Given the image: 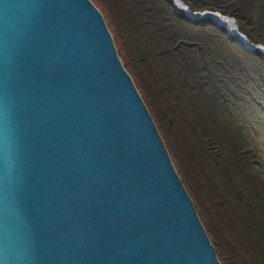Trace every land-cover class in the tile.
<instances>
[{
    "label": "water",
    "instance_id": "water-1",
    "mask_svg": "<svg viewBox=\"0 0 264 264\" xmlns=\"http://www.w3.org/2000/svg\"><path fill=\"white\" fill-rule=\"evenodd\" d=\"M0 264H221L91 0H0Z\"/></svg>",
    "mask_w": 264,
    "mask_h": 264
},
{
    "label": "trees",
    "instance_id": "trees-1",
    "mask_svg": "<svg viewBox=\"0 0 264 264\" xmlns=\"http://www.w3.org/2000/svg\"><path fill=\"white\" fill-rule=\"evenodd\" d=\"M91 1L206 221L218 258L264 264V165L239 119L247 103L262 108L254 97L264 96V53L245 51L211 19L191 21L173 0ZM183 2L191 13L233 18L251 44L264 46V0Z\"/></svg>",
    "mask_w": 264,
    "mask_h": 264
},
{
    "label": "rangeland",
    "instance_id": "rangeland-1",
    "mask_svg": "<svg viewBox=\"0 0 264 264\" xmlns=\"http://www.w3.org/2000/svg\"><path fill=\"white\" fill-rule=\"evenodd\" d=\"M174 3L176 4V1L173 0ZM182 3L185 5V7L189 10V7L183 2L182 0ZM95 5V4H94ZM96 6V5H95ZM177 6V4H176ZM178 7V6H177ZM180 8V7H179ZM206 12H209V11H206ZM197 13H205V12H197ZM215 13V12H214ZM217 14H220V13H217ZM222 15V14H221ZM224 16V15H223ZM227 17V16H226ZM230 18V17H228ZM233 22H234V25H237L236 21L233 19V18H230ZM238 26V25H237ZM238 30H239V26H238ZM240 31V30H239ZM112 33V32H111ZM250 42V41H249ZM251 44V42H250ZM253 45V44H252ZM255 46V45H254ZM261 47H264V46H261ZM246 51V49H244ZM248 52V51H247ZM251 53V52H249ZM263 62H264V59H263ZM124 65V64H123ZM126 69V68H125ZM127 70V69H126ZM129 73V72H128ZM130 74V73H129ZM136 85V84H135ZM263 86V85H262ZM138 89V88H137ZM139 91V90H138ZM261 92V91H260ZM141 95V94H140ZM256 99H260V101L258 103H261L262 105V108H258L256 105L254 104H248L245 105L244 107V110L240 113L239 115V119H240V125L243 126L242 129L244 130L245 134L248 136V138L251 140L252 143H254L258 149L256 150V148L254 146H251L253 149H254V154L258 155L259 159H260V163L264 165V96H260L258 94V96L254 97ZM144 100V99H143ZM253 99H251V102ZM148 107V106H147ZM154 120V119H153ZM155 122V121H154ZM156 124V122H155ZM157 126V125H156ZM158 128V127H157ZM159 130V129H158ZM160 132V131H159ZM161 134V132H160ZM162 136V134H161ZM163 138V137H162ZM164 140V139H163ZM165 142V141H164ZM168 150V148H167ZM169 152V151H168ZM170 154V153H169ZM256 155V157H257ZM171 156V155H170ZM257 157V158H258ZM172 159V157H171ZM174 162V161H173ZM174 164V163H173ZM175 167V165H174ZM176 169V167H175ZM177 171V169H176ZM178 172V171H177ZM179 174V173H178ZM180 176V174H179ZM181 180H182V177L180 176ZM183 181V180H182ZM185 185V184H184ZM186 187V186H185ZM187 189V188H186ZM188 191V190H187ZM189 193V192H188ZM190 195V193H189ZM191 197V195H190ZM192 198V197H191ZM193 200V198H192ZM194 202V200H193ZM195 204V202H194ZM196 207V205H195ZM197 209V207H196ZM198 213V211H197ZM201 221H202V224L204 225V228L206 229V226H205V223L206 221L203 219L202 220V217L201 215L198 213ZM205 222V223H204ZM207 231V229H206ZM208 233V231H207ZM209 235V233H208ZM210 237V235H209ZM211 239V238H210ZM214 245V244H213ZM215 247V246H214ZM220 260V259H219ZM221 262V261H220ZM222 264V262H221Z\"/></svg>",
    "mask_w": 264,
    "mask_h": 264
},
{
    "label": "bare ground",
    "instance_id": "bare-ground-1",
    "mask_svg": "<svg viewBox=\"0 0 264 264\" xmlns=\"http://www.w3.org/2000/svg\"><path fill=\"white\" fill-rule=\"evenodd\" d=\"M222 20V19H221ZM222 22L229 28V29H234V26H233V22L232 21H229L227 22L226 20H222Z\"/></svg>",
    "mask_w": 264,
    "mask_h": 264
}]
</instances>
